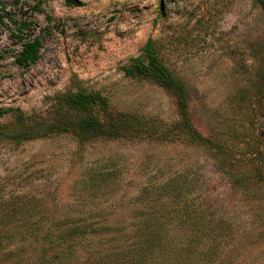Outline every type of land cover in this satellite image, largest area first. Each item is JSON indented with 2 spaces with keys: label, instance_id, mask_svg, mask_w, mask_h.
Listing matches in <instances>:
<instances>
[{
  "label": "rangeland",
  "instance_id": "rangeland-1",
  "mask_svg": "<svg viewBox=\"0 0 264 264\" xmlns=\"http://www.w3.org/2000/svg\"><path fill=\"white\" fill-rule=\"evenodd\" d=\"M34 38L41 43L38 59L18 65L22 43ZM149 38L187 87L195 126L229 155L147 136L82 147L68 133L20 143L0 136V192L34 195L45 225L90 210L111 213L106 222L131 224L146 189L151 197L149 189L177 184L188 191L178 207L209 206L207 212L239 234L251 224L263 233L264 16L254 0H0V126L17 128L20 115L47 116L60 95L81 89L105 97L112 112L157 124L156 133L171 129L178 119L171 94L121 72ZM91 170H108L114 178L94 198L79 192L78 183ZM234 179L243 185L234 186Z\"/></svg>",
  "mask_w": 264,
  "mask_h": 264
},
{
  "label": "trees",
  "instance_id": "trees-1",
  "mask_svg": "<svg viewBox=\"0 0 264 264\" xmlns=\"http://www.w3.org/2000/svg\"><path fill=\"white\" fill-rule=\"evenodd\" d=\"M254 2L264 16V0ZM23 26L26 25L18 26L19 31ZM40 46L38 38L24 41L16 63L27 66L36 62ZM121 72L171 94L178 116L171 129L156 133L157 124L148 126V120L135 113L112 112L98 92L79 89L60 95L47 116L26 119L20 115L17 128L5 130L0 126V136L20 143L68 133L78 147L94 140H136L147 136L213 148L218 157L229 155L223 145L195 126L188 89L164 65L155 40L149 38L139 54L121 67ZM259 93L260 106L264 108V70L260 72ZM3 113L0 111V115ZM89 173L92 175L78 182L79 192H88L89 198L97 197L102 188L109 189L113 183V174L108 170ZM242 183L243 180H233L234 186ZM149 190L151 197L146 196V189L137 198L142 206L134 210L131 224L106 222L111 213L90 210L70 221L45 225L34 195L0 192V264H261L260 237L264 239V232H257V226L251 224L239 234L231 223L207 212L209 206L197 210L185 202L178 207L179 199L188 192L183 185L165 183ZM169 203L173 205L167 209Z\"/></svg>",
  "mask_w": 264,
  "mask_h": 264
}]
</instances>
